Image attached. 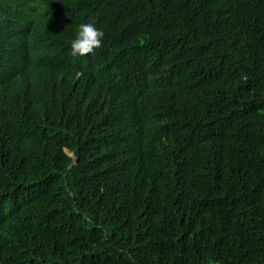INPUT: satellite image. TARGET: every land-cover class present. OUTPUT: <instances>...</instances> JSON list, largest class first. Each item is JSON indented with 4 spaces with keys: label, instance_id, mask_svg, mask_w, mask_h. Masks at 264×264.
I'll return each instance as SVG.
<instances>
[{
    "label": "trees",
    "instance_id": "1",
    "mask_svg": "<svg viewBox=\"0 0 264 264\" xmlns=\"http://www.w3.org/2000/svg\"><path fill=\"white\" fill-rule=\"evenodd\" d=\"M0 264H264V0H0Z\"/></svg>",
    "mask_w": 264,
    "mask_h": 264
},
{
    "label": "clouds",
    "instance_id": "2",
    "mask_svg": "<svg viewBox=\"0 0 264 264\" xmlns=\"http://www.w3.org/2000/svg\"><path fill=\"white\" fill-rule=\"evenodd\" d=\"M104 32L98 29L93 22H84L78 25L75 38L71 41L72 56H86L102 46Z\"/></svg>",
    "mask_w": 264,
    "mask_h": 264
}]
</instances>
